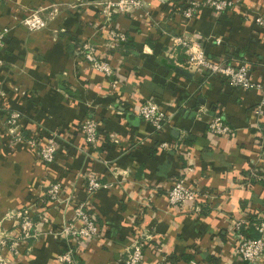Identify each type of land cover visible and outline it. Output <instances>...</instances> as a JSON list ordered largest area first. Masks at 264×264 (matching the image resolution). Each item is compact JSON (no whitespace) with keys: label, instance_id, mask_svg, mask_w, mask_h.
<instances>
[{"label":"crops","instance_id":"obj_1","mask_svg":"<svg viewBox=\"0 0 264 264\" xmlns=\"http://www.w3.org/2000/svg\"><path fill=\"white\" fill-rule=\"evenodd\" d=\"M143 1L131 14L112 13L109 26L124 32L127 44L109 47L98 0H0V28L8 27L0 46V232L16 231L3 217L11 208L27 209L40 229L59 225L72 217L66 197L85 198L89 176L106 184L86 197L99 229L86 246L42 235L28 239L12 264H59L57 256L68 249L72 261L63 264H125L144 234L152 239L140 264H246L233 254L231 229L239 220L248 221L242 228L253 227L264 215V183L252 175L264 167L258 145L263 91L185 69L184 49L172 38L180 29L214 59L241 56L253 65L252 79L263 82L264 26L252 18L264 15V0H234L220 14L201 7L186 23L181 8L189 0ZM37 8L47 25L30 30L20 20ZM86 40L114 65L113 74L93 69L80 55ZM146 98L170 116L161 131L136 113ZM199 106L220 113L234 131L210 134L206 120L194 115ZM7 109L21 112L19 131L37 145L13 141L3 122ZM86 116L98 124L96 147L80 130ZM49 138L57 146L50 164L39 156ZM160 141L176 146L162 150ZM177 176L199 191L194 201L168 202ZM56 181L64 198L54 203L47 188Z\"/></svg>","mask_w":264,"mask_h":264},{"label":"built area","instance_id":"obj_2","mask_svg":"<svg viewBox=\"0 0 264 264\" xmlns=\"http://www.w3.org/2000/svg\"><path fill=\"white\" fill-rule=\"evenodd\" d=\"M234 0H189L182 8L181 22L186 23L191 19L199 8L210 7L218 14L233 7ZM144 5L143 0H98L97 8L101 11L103 20L98 22L106 27L108 39L105 44L114 47L117 42L123 41L126 35L109 26L110 17L113 12L133 13L141 9ZM41 8L30 10L20 22L28 29H42L46 27V20L40 15ZM252 20L260 26H264V15L257 13ZM177 34L172 38L173 45H180L184 50L185 60L183 67L189 71L201 70L205 77H219L226 81L230 86L240 87L246 90L261 89L264 95V81L259 82L252 79L251 67L247 61L226 62L223 59H210L206 56L202 43L194 35L184 34L178 29ZM8 27L0 28V46L4 44L5 35ZM220 43L219 37L215 38ZM84 60L95 70L109 76L114 73V65L101 56L97 44L91 40L82 43L79 51ZM264 101V100H263ZM262 101V102H263ZM262 104V103H261ZM261 104L256 112H261ZM198 118L206 120L207 130L214 135H228L234 129L231 128L221 114H209L207 108L199 106L194 111ZM4 125L13 137L14 142H30L36 144L34 139L24 138L19 131V125L22 114L18 110L7 109L5 111ZM136 113L141 117L153 131H161L169 123V114L153 98H146L138 105ZM264 130V125L261 127ZM80 130L84 141L92 147H96L98 140V124L94 117L87 116L80 122ZM260 148L264 147V134H260L258 139ZM37 145V144H36ZM158 146L162 150L169 151L175 148V144L167 141H160ZM57 146L53 138L47 139L39 146V156L45 163H52L56 158ZM253 176H256L264 183V167L254 169ZM85 186V198H78L70 195L66 197L70 200L69 206L72 211L70 220H64L59 225L47 224L45 229H40V223L34 220L32 214L27 209L11 208L5 211L3 217L12 221L15 233L0 232V264H12L21 254L22 246L28 239H38L42 235H49L54 240L73 241L79 246H86L97 235L98 224L92 214L88 211L86 197L95 190L106 186L96 179L89 176ZM199 191L186 184L184 176L174 177L171 187L167 191V200L171 205H183L196 199ZM48 199L54 203L64 198L62 183L59 181L51 182L47 188ZM35 208V207H34ZM40 217L48 221L49 217L46 211L40 212ZM248 221L239 220L232 224V234L234 238L233 254L246 264H261L264 259V215L261 220L254 223L259 235L249 237L245 235L241 228ZM152 239L150 234H144L138 238L132 245L125 259V264H140L143 260V245L146 241ZM59 264L71 262L72 256L70 250H66L57 256Z\"/></svg>","mask_w":264,"mask_h":264},{"label":"trees","instance_id":"obj_3","mask_svg":"<svg viewBox=\"0 0 264 264\" xmlns=\"http://www.w3.org/2000/svg\"><path fill=\"white\" fill-rule=\"evenodd\" d=\"M177 9V8H176ZM181 10H182V8H181ZM181 19V18H180ZM257 25V24H256ZM127 44V36H126V38H125V40H123V41H120V42H118V46L119 45H126ZM204 48V47H203ZM206 53V52H205ZM206 56L207 57H209L210 59H214V57H210V56H208L207 54H206ZM218 59V58H217ZM238 60L237 61H241V56L240 57H238L237 58ZM223 60H225L226 62H237V61H235V60H230V59H223ZM248 62V61H247ZM250 64V63H249ZM250 67H251V69H252V67H253V65H251L250 64ZM220 114V113H219ZM87 117V116H86ZM26 137V136H25ZM24 137V138H25ZM28 137H26V139H27ZM251 222H252V220H251ZM253 225V227H250V228H242L241 229V231L245 234V235H247V236H249V237H256V236H258L259 235V233L257 232V231H255V226H254V223L252 224ZM256 232V233H255Z\"/></svg>","mask_w":264,"mask_h":264},{"label":"water","instance_id":"obj_4","mask_svg":"<svg viewBox=\"0 0 264 264\" xmlns=\"http://www.w3.org/2000/svg\"><path fill=\"white\" fill-rule=\"evenodd\" d=\"M177 70H178L179 72L185 74V75H189V74H190L189 72H187V71H185V70H183V69H181V68H177Z\"/></svg>","mask_w":264,"mask_h":264}]
</instances>
